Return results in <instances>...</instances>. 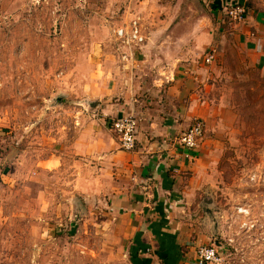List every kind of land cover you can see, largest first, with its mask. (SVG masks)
Masks as SVG:
<instances>
[{"label":"crops","instance_id":"1","mask_svg":"<svg viewBox=\"0 0 264 264\" xmlns=\"http://www.w3.org/2000/svg\"><path fill=\"white\" fill-rule=\"evenodd\" d=\"M201 3L205 25L193 22L174 48L158 41L159 34H169L167 5L166 16L152 22L148 34L140 25L146 40L139 49L125 51L129 61L121 60L122 49L115 44L107 51L92 46L97 59L91 55L90 74L78 83L77 98L62 83L58 89L55 81L44 80V92L36 85L43 94L30 122L35 175L66 179L68 194L85 204L79 207L94 209L89 220L110 230L105 242L119 254L120 264H196V251L211 231L195 233L183 214L230 114L224 94L228 66L232 60L244 66L248 57L250 66L264 73V0L194 2ZM182 4L188 1L177 0L175 9L185 17ZM236 4L245 9L242 22L226 15ZM174 30L183 31L178 25ZM209 51L215 59L206 65ZM127 115L139 119L133 153L121 150L109 128L112 120ZM194 119L203 121L204 135L186 158L169 145ZM13 153L20 160L27 151ZM52 184L46 186L51 190ZM39 191L48 202L51 192Z\"/></svg>","mask_w":264,"mask_h":264},{"label":"rangeland","instance_id":"2","mask_svg":"<svg viewBox=\"0 0 264 264\" xmlns=\"http://www.w3.org/2000/svg\"><path fill=\"white\" fill-rule=\"evenodd\" d=\"M186 1L183 17L177 0H0V264H120L105 242L110 230L89 220L94 209L79 207L85 204L68 194L66 179L35 175L30 122L44 80L58 89L64 84L77 98L78 83L90 74L92 46L107 51L114 30L133 17L148 34L169 6V34L158 35L169 48L193 22L205 25V5ZM244 58V66L233 60L228 66L230 114L183 214L195 233L211 231L204 246L216 247L218 264H264V73ZM61 93L55 87V97ZM16 149L27 153L14 159ZM39 189L51 192L48 202Z\"/></svg>","mask_w":264,"mask_h":264},{"label":"built area","instance_id":"3","mask_svg":"<svg viewBox=\"0 0 264 264\" xmlns=\"http://www.w3.org/2000/svg\"><path fill=\"white\" fill-rule=\"evenodd\" d=\"M227 17L232 22H242L245 17V9L242 5L236 4L226 11ZM139 19L130 21L127 25L114 30V44L122 49L121 60L129 61L132 56L125 51L139 49L145 43ZM215 59L213 51L206 53L204 63L210 65ZM139 119L134 115L121 116L111 121L109 128L115 135L119 147L122 151L133 153L136 145ZM204 135V123L200 119H194L190 128L183 134L170 141V148L180 150L185 153V157H190L189 153L198 148ZM221 261L215 246H201L196 251V264H218Z\"/></svg>","mask_w":264,"mask_h":264}]
</instances>
